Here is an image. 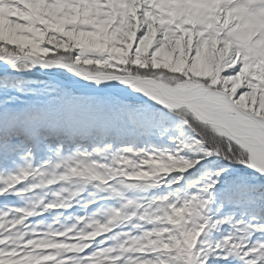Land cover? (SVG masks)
I'll use <instances>...</instances> for the list:
<instances>
[{
  "label": "snow or ice",
  "instance_id": "6c2138e0",
  "mask_svg": "<svg viewBox=\"0 0 264 264\" xmlns=\"http://www.w3.org/2000/svg\"><path fill=\"white\" fill-rule=\"evenodd\" d=\"M0 264H264V0H0Z\"/></svg>",
  "mask_w": 264,
  "mask_h": 264
}]
</instances>
